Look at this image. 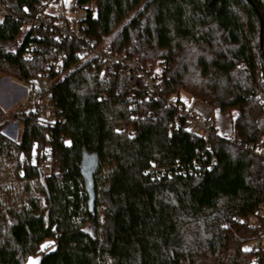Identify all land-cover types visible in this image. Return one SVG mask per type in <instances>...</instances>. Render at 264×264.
<instances>
[{
  "label": "trees",
  "instance_id": "16d2710c",
  "mask_svg": "<svg viewBox=\"0 0 264 264\" xmlns=\"http://www.w3.org/2000/svg\"><path fill=\"white\" fill-rule=\"evenodd\" d=\"M0 2L12 14L0 18V75L56 81L55 122L36 109L4 120L0 105V264H264L250 248L264 238V160L246 149L264 139V0H76L97 7L86 41L145 70L157 61L163 99L184 91L235 113L241 147L217 132L207 147L141 85L117 94L83 42L26 29L59 0ZM14 121L19 140L3 131Z\"/></svg>",
  "mask_w": 264,
  "mask_h": 264
},
{
  "label": "built area",
  "instance_id": "2783aa9c",
  "mask_svg": "<svg viewBox=\"0 0 264 264\" xmlns=\"http://www.w3.org/2000/svg\"><path fill=\"white\" fill-rule=\"evenodd\" d=\"M96 4L91 2L85 6H75V9L71 16H67L65 13H58L56 15H50L48 13L42 14L40 16L31 18H22L25 22L27 30L33 29H53L57 32L56 39L58 42H65L74 40L77 43H84V49L81 52V57L95 58L99 60L104 66V72L113 71L116 73V92L119 95L126 94L139 85H141L145 96L148 100H159L163 99L162 90L160 86V78L157 74H152L147 70L142 69L141 65L136 60L130 59L125 55L112 54L107 51H103L100 47H97L96 43L91 41H86L84 35L82 34V22L89 18H98ZM12 17V14L4 7L0 2V18ZM38 35H34L37 39ZM32 49L35 48V44H32ZM31 49V51H32ZM32 53H28V57H31ZM64 55L61 56V60L54 63L52 70L57 73L63 72V61ZM53 85V84H52ZM259 96L261 97L260 93ZM261 102H264V98L261 97ZM167 107L174 109L175 116L173 125L175 127H180L186 132H190L199 135L206 141V146L208 147V139L214 136L217 132L215 125V109L212 105L206 103L203 100L194 99L190 103L182 102L177 96L164 98ZM48 101L51 105L47 106L41 98L36 99L35 108L38 110L45 122H50L54 114L52 107L51 95L48 97ZM26 105L20 108V112H24ZM64 118L60 120L63 122ZM13 123L18 124L19 121H14ZM234 135L228 137L229 142L236 146L241 147L240 141L236 139ZM252 151V153L264 160V139L262 142L254 147L246 148ZM23 159V158H22ZM52 154L49 147L46 148L45 157L41 162L42 171L46 172L49 170L52 162ZM24 160V159H23ZM260 213L264 217V205L260 208ZM237 221L243 223V221L237 217ZM264 238L255 240L250 248L251 251L255 252L258 249L263 248ZM52 245L46 247L47 250L51 249Z\"/></svg>",
  "mask_w": 264,
  "mask_h": 264
},
{
  "label": "rangeland",
  "instance_id": "374dc122",
  "mask_svg": "<svg viewBox=\"0 0 264 264\" xmlns=\"http://www.w3.org/2000/svg\"><path fill=\"white\" fill-rule=\"evenodd\" d=\"M76 6V0H59L58 3L50 4L47 8V13L50 15H56L58 13H65L67 16H71ZM102 50H105V46H100ZM143 69V68H142ZM145 70V69H144ZM152 74L159 75L160 80L162 79V67L158 65L156 61L153 68L148 69ZM56 81H52L49 78H35L29 83L22 82L18 79L4 78L0 75V105L5 110L4 120L10 119V117L15 112H20V108L23 103L26 105L24 111L29 112L35 110L36 99H42L47 106L51 105L48 101V97L51 95V87ZM179 99L182 102L190 103L194 99L203 100L200 97L190 96L187 92L182 91L179 95ZM205 101V100H203ZM208 103L207 101H205ZM210 104V103H208ZM211 105V104H210ZM215 125L217 128V133L219 135L231 137L233 131V121L235 119V113L232 114H222L218 110H215ZM41 118H43L41 114ZM55 115L52 116L50 122H55ZM4 133H6L13 140H19L21 136V127L19 124H9L4 128ZM237 221V220H236ZM238 222V221H237ZM240 223V222H238ZM264 248V246H263ZM40 256H32L28 259L27 264H39Z\"/></svg>",
  "mask_w": 264,
  "mask_h": 264
}]
</instances>
